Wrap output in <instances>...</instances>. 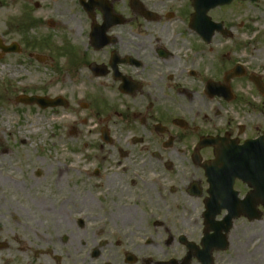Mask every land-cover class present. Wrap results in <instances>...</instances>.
<instances>
[{"label": "flooded vegetation", "instance_id": "obj_1", "mask_svg": "<svg viewBox=\"0 0 264 264\" xmlns=\"http://www.w3.org/2000/svg\"><path fill=\"white\" fill-rule=\"evenodd\" d=\"M78 12L73 100L45 111H71L78 137L89 126L87 162L53 184L45 159L25 172L22 156L8 170L20 177L0 164V264H264L259 175L213 163L245 144L264 154V66L209 57L246 22L214 19L208 39L193 0H78Z\"/></svg>", "mask_w": 264, "mask_h": 264}, {"label": "rangeland", "instance_id": "obj_2", "mask_svg": "<svg viewBox=\"0 0 264 264\" xmlns=\"http://www.w3.org/2000/svg\"><path fill=\"white\" fill-rule=\"evenodd\" d=\"M0 11L8 12L0 17V39L4 45L16 43L21 49L19 54L2 55L0 51V164L3 173L15 172L24 156L30 163L25 169L28 172L41 169L39 158L45 159L47 179L53 184L60 178L58 169L64 168L62 164L71 170L86 164L91 142L86 134L90 128L81 126L78 137L73 134L77 116L71 111L55 115L16 100L20 96L54 97L62 93L73 100V48L77 43L76 29L84 16L78 12V0H0ZM209 15L216 20L246 22V27L237 31V36L244 33L241 40H214L210 60L223 53L227 64L252 60L264 66V0L240 3ZM24 18L30 23L26 28L20 27ZM49 22L54 26L50 27ZM30 55L47 57V61L39 63ZM71 109L77 110L75 106ZM85 115L88 114L82 112L81 116ZM59 127L64 128L65 135L57 133Z\"/></svg>", "mask_w": 264, "mask_h": 264}, {"label": "water", "instance_id": "obj_3", "mask_svg": "<svg viewBox=\"0 0 264 264\" xmlns=\"http://www.w3.org/2000/svg\"><path fill=\"white\" fill-rule=\"evenodd\" d=\"M232 0H194V8L196 10V15L193 19L198 22L195 24L194 28L198 30V32L205 38H210L215 28H219L220 26L214 25L210 23V19L207 17V13L217 6H223L230 4ZM0 50L3 51L4 54L18 52V46L12 45L11 47H5L2 45L0 41ZM36 59L40 62L43 61L42 57L36 56ZM18 103H23L26 105L38 104L41 107H58L60 103L58 100H47L39 97H21L18 99Z\"/></svg>", "mask_w": 264, "mask_h": 264}, {"label": "bare ground", "instance_id": "obj_4", "mask_svg": "<svg viewBox=\"0 0 264 264\" xmlns=\"http://www.w3.org/2000/svg\"><path fill=\"white\" fill-rule=\"evenodd\" d=\"M12 8H14V6H13ZM7 13H8V12L0 11V17H1V16H4V15L7 14Z\"/></svg>", "mask_w": 264, "mask_h": 264}]
</instances>
